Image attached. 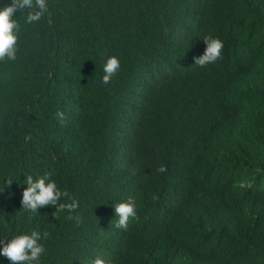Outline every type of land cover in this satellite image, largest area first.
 I'll use <instances>...</instances> for the list:
<instances>
[{"label":"trees","instance_id":"trees-1","mask_svg":"<svg viewBox=\"0 0 264 264\" xmlns=\"http://www.w3.org/2000/svg\"><path fill=\"white\" fill-rule=\"evenodd\" d=\"M47 2L0 63V179L54 170L80 221L47 206L10 221L19 173L0 234L47 231L42 264H264V0ZM209 35L222 56L200 67ZM107 55L121 69L102 84Z\"/></svg>","mask_w":264,"mask_h":264},{"label":"clouds","instance_id":"clouds-1","mask_svg":"<svg viewBox=\"0 0 264 264\" xmlns=\"http://www.w3.org/2000/svg\"><path fill=\"white\" fill-rule=\"evenodd\" d=\"M49 10L47 0H0V63L14 62L17 60L19 51V38L23 25H35L42 20ZM22 20V23H21ZM205 48L199 56L194 57V64L204 67L214 64L222 56L224 42L218 37L205 36L202 38ZM121 62L117 55H107L101 62L100 83L108 84L109 81L120 71ZM56 118L63 120V113L56 112ZM157 171H166L164 165H160ZM19 173H23V183L20 198V210L15 217L19 220L24 214L28 219L35 217L43 207H54L58 215H63L66 220H75L77 223L80 217L76 213L79 208V201L74 197L67 196L58 186L54 179V170L47 169L42 172L25 173L16 172L9 169L6 178L0 179V192L4 191L5 185H10L17 180ZM115 214L114 227L127 229L129 219L136 216V203L129 197L112 204ZM5 234H10L9 239H5ZM5 234H0V257L6 258L7 264H42V258L46 255L47 249L44 241L48 238V232L39 228L16 229L15 234L7 230ZM0 264H4L0 260ZM91 264H107L103 255L95 256Z\"/></svg>","mask_w":264,"mask_h":264}]
</instances>
